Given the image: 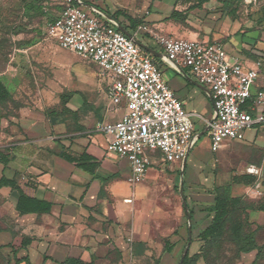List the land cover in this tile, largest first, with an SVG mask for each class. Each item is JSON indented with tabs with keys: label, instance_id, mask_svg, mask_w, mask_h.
I'll list each match as a JSON object with an SVG mask.
<instances>
[{
	"label": "crops",
	"instance_id": "0c3cea01",
	"mask_svg": "<svg viewBox=\"0 0 264 264\" xmlns=\"http://www.w3.org/2000/svg\"><path fill=\"white\" fill-rule=\"evenodd\" d=\"M216 1L210 0L202 9L192 11L185 21L165 19L173 8L187 7L177 0H78L77 3L101 20L115 22L134 39L162 54L158 57L151 53L165 81L192 114L196 132L203 135L208 133V121L215 115L210 88L201 84L188 67L169 64L152 34L208 43L222 41L230 56L245 67L258 68L259 77L252 94L264 91V28L254 17L229 15ZM94 64L102 75L101 68ZM104 77L110 82L109 76ZM60 97L58 107L46 116L31 111L14 120L10 125L12 135L0 144V264H26L25 258L30 264H62L69 257L92 264H180L186 247L185 231L188 241L191 227L188 218L187 230L183 228L182 211L187 214L184 188L192 178L193 165L205 161L198 148L192 152L197 140L186 160L170 162L159 150L149 151L151 163L146 174L135 181L130 162L108 151L100 129L101 124L120 116L108 91L89 94L86 86H80ZM219 150L222 154L218 160L240 155L241 166H248L247 172L242 169L228 174V179L235 174L261 178L264 123L244 129ZM251 166L259 173H250ZM160 172H175L185 179L178 192L166 190L171 197L152 198V190L146 188V180L154 179ZM21 194L50 203V210L20 212L17 205ZM175 196L183 200V207H177ZM127 198L133 201L125 202ZM188 211L192 219L189 206ZM211 220L201 226L202 231ZM192 233L190 255L200 249V233ZM16 258L23 261L17 263ZM196 264L204 262L199 260Z\"/></svg>",
	"mask_w": 264,
	"mask_h": 264
},
{
	"label": "built area",
	"instance_id": "2783aa9c",
	"mask_svg": "<svg viewBox=\"0 0 264 264\" xmlns=\"http://www.w3.org/2000/svg\"><path fill=\"white\" fill-rule=\"evenodd\" d=\"M78 0H62L49 33L63 49L96 63L109 76L108 95L119 118L100 125L107 149L130 162L133 179L143 178L151 163L149 151L167 161L184 160L196 132L192 114L165 81L160 65L113 21H103ZM152 38L173 66L184 65L210 88L215 115L206 130L211 150L235 139L247 128L264 123V91L252 94L258 68L245 67L228 54L222 42L208 43L153 33ZM259 64V62H258ZM259 109V110H258ZM248 171L258 174L251 166ZM125 202H132L127 198Z\"/></svg>",
	"mask_w": 264,
	"mask_h": 264
},
{
	"label": "rangeland",
	"instance_id": "374dc122",
	"mask_svg": "<svg viewBox=\"0 0 264 264\" xmlns=\"http://www.w3.org/2000/svg\"><path fill=\"white\" fill-rule=\"evenodd\" d=\"M27 1L30 0H0V79L12 93L8 101L0 103V144L8 141L12 135L10 125L14 120L31 111L46 116L47 112L58 107L63 93H69L80 86H86L89 94H107L108 91L109 79L100 74L94 63L70 50L62 49L49 33L50 20L60 13L62 0H38L43 6V12L31 11L29 14L24 10ZM234 5L239 7L236 16L243 19L254 17L258 25L264 28V20L260 19L264 15V0H238ZM120 107L121 115L123 105ZM232 140L225 139L223 144ZM197 148L198 154L205 161L191 168L192 178L188 179L184 188V198L192 211V232L200 233L201 237V226L207 224L213 216L210 208L219 192V186L229 180L226 175L242 172V169L247 172L248 166H241L243 158L240 155L218 160L222 151L212 152L208 133L197 139L193 154ZM184 180L175 172H160L154 179L146 180V188L152 190V198L171 197L166 190L178 192ZM232 189L234 195L242 197L243 204H252L264 197V176L252 186L233 185ZM175 198L177 207H183L180 196ZM247 213L254 222L250 228L256 229L258 244L264 245V213L253 210ZM182 215L183 228L187 230L189 222L184 210ZM185 232L183 241L187 245L189 240ZM198 239L202 246L203 240ZM255 254L256 250L238 253L228 224L222 236L204 244V259L200 261L204 264H251ZM258 264H264V254Z\"/></svg>",
	"mask_w": 264,
	"mask_h": 264
},
{
	"label": "trees",
	"instance_id": "16d2710c",
	"mask_svg": "<svg viewBox=\"0 0 264 264\" xmlns=\"http://www.w3.org/2000/svg\"><path fill=\"white\" fill-rule=\"evenodd\" d=\"M210 0H177V3L187 5L185 9L173 8L172 11L166 15V20H180L185 21L189 19V15L196 9H202L203 5ZM238 0H217L221 7L232 16H236L238 13V5H234V2ZM77 4V2H75ZM43 6L38 0H30L24 4L25 13L29 14L31 11H42ZM53 17L51 23L55 20ZM264 20V15L260 17ZM261 22V21H260ZM12 96V93L0 79V103H5ZM5 164L8 163V159L4 160ZM258 177L251 174H235L226 183L219 186V192L215 195L213 204L210 211L213 212V218L210 224L202 231L201 239L204 244L206 242H212L217 240L225 232L227 225L230 224V231L232 234V240L236 243L238 253H250L256 250L254 260L251 264H258L263 258L264 245H259L255 237L256 229L250 227L254 224L249 219L250 210L264 213V197L256 200L252 204H243L241 196L233 194V185L252 186L258 181ZM5 183H10V180H4ZM50 203H45L42 200L36 198H30L21 194L17 208L20 212H48L50 210ZM259 228V225H257ZM197 253L193 255H186L184 264H196L200 259H204L203 246ZM166 249L170 247L167 245ZM26 264H30V261L25 258ZM17 263L20 259L16 258ZM62 264H92L81 260L80 258L69 257Z\"/></svg>",
	"mask_w": 264,
	"mask_h": 264
},
{
	"label": "water",
	"instance_id": "95a60500",
	"mask_svg": "<svg viewBox=\"0 0 264 264\" xmlns=\"http://www.w3.org/2000/svg\"><path fill=\"white\" fill-rule=\"evenodd\" d=\"M125 33H126L127 35H130V34L127 33V32H125ZM134 40H135V42H136L137 44H139L141 47H143L144 49H146V50L149 51L150 53H152V54H154V55H156V56H158V57L162 56L161 53H159L158 51H156V50L153 49L152 47H149V46H147V45H145V44L139 42L137 39H134ZM215 110H216V109H215ZM212 120H213V119H212ZM212 120H211V121H212ZM207 129H208V126H207ZM202 133H203V132H201L199 135H202ZM188 153H189V151H188ZM188 153H187V155H188ZM187 155H186V157H185L184 160H186ZM184 205H185V208H186V211H187V215H188L189 221H191V214H190L189 211H188L187 202H186L185 200H184ZM191 234H192V230H191V227H190V240L188 241L186 247L184 248V251H183L182 256H181V259H180V264H184V259H185L186 255H187L188 252H189V248H190V245H191Z\"/></svg>",
	"mask_w": 264,
	"mask_h": 264
}]
</instances>
